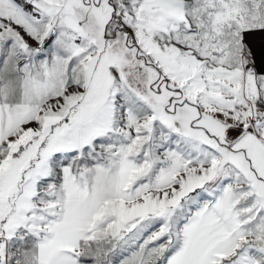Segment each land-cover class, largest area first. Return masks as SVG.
Listing matches in <instances>:
<instances>
[{
	"label": "snow or ice",
	"instance_id": "6c2138e0",
	"mask_svg": "<svg viewBox=\"0 0 264 264\" xmlns=\"http://www.w3.org/2000/svg\"><path fill=\"white\" fill-rule=\"evenodd\" d=\"M0 264H264V0H0Z\"/></svg>",
	"mask_w": 264,
	"mask_h": 264
}]
</instances>
